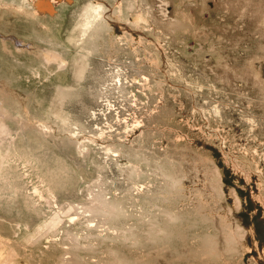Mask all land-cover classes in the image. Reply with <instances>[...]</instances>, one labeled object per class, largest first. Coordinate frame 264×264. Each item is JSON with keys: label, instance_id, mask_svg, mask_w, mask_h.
<instances>
[{"label": "rangeland", "instance_id": "rangeland-1", "mask_svg": "<svg viewBox=\"0 0 264 264\" xmlns=\"http://www.w3.org/2000/svg\"><path fill=\"white\" fill-rule=\"evenodd\" d=\"M53 4L0 18V264H264V0Z\"/></svg>", "mask_w": 264, "mask_h": 264}, {"label": "bare ground", "instance_id": "bare-ground-1", "mask_svg": "<svg viewBox=\"0 0 264 264\" xmlns=\"http://www.w3.org/2000/svg\"><path fill=\"white\" fill-rule=\"evenodd\" d=\"M28 1L29 0H0V18H2L3 20H6V19H8V18H6V16L9 14L10 16L24 17L26 19H39L41 16L44 17V14L42 15V13H41L42 11H46V13L49 12L50 16H52V17L55 15L53 13V11H54V9H53L54 4L53 3L56 2L57 0H43V1L33 0L34 1V7L30 6L28 4L29 3ZM33 10H35V13H32ZM106 10L107 9H105L104 5L102 6V4L94 6L90 3L87 5L86 11H85L84 21L82 24V33L84 36H86V38L83 40L84 42L87 39V43L93 45L92 39H93V35L95 34L94 32L99 29V22L104 21L106 19V18L104 19V17H106L105 13H107ZM39 12H40L41 16L35 15ZM43 24L44 23L41 22V25H43ZM8 37L11 39H8ZM22 38H23L22 36H17V35H13V34H6V33H2V31H0V41L2 42V44L9 42V43H11L13 48H14L13 44L16 42H17V44L24 45L25 42L23 41ZM58 54L56 52L49 50V49H43L44 61L47 63H53L55 65V67L61 69V64L63 63V61H62V58ZM82 74H83V67H80V68H78L77 73H76L77 78L80 79ZM70 92L71 91L66 86H59L58 87V93L59 94H57V95L59 96L60 101L66 99V97L68 96V94ZM68 97H70V96H68ZM6 98H7V95L5 93V88L2 87V83L0 82V141H1V139H3V141H4V139H7V141L11 140L10 139L11 130L9 129V127H7V125H5L3 123L4 121H1V119L4 117H9V119L11 117L9 115L7 107H6ZM2 120H4V119H2ZM59 120H61L62 128H61V126H53V125L49 124L48 122L43 121L40 125V133L45 134L47 132V130L51 131L52 134H56V135L59 133L67 132L69 122H68V117L66 116V114H62V116L60 117ZM36 128H39V127H36ZM48 135L50 137V134H47V136ZM44 136H46V134ZM53 138H56L55 135L53 136ZM57 139H59V138H57ZM60 139H61V137H60ZM61 140H63V139H61ZM11 141H13V139ZM68 141H69V138H68ZM8 143H9V141H8ZM11 144H13V143H11ZM0 145H3V144H0ZM6 151L8 152V150H6ZM10 151H11V149H10ZM10 154H12V153H10ZM4 155H6V154L2 153L1 158H3ZM7 155H9V153ZM10 158H12V157H10ZM6 159H7V157H6ZM1 163H3V162L1 161ZM5 166H6V164H5ZM128 173H131V171H128ZM105 203L106 202L104 200L98 199L96 201L95 205L91 208L90 212H92L95 215H103L105 213V208L107 207V205ZM68 262L71 264L77 263L73 259H69Z\"/></svg>", "mask_w": 264, "mask_h": 264}]
</instances>
